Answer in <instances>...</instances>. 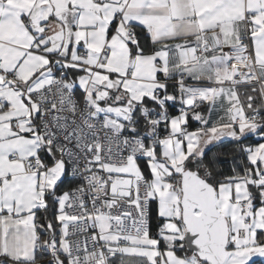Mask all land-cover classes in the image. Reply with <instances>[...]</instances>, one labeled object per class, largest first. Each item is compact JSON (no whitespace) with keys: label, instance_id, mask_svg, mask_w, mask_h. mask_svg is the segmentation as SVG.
Here are the masks:
<instances>
[{"label":"snow or ice","instance_id":"6c2138e0","mask_svg":"<svg viewBox=\"0 0 264 264\" xmlns=\"http://www.w3.org/2000/svg\"><path fill=\"white\" fill-rule=\"evenodd\" d=\"M264 261V0H0V264Z\"/></svg>","mask_w":264,"mask_h":264},{"label":"trees","instance_id":"16d2710c","mask_svg":"<svg viewBox=\"0 0 264 264\" xmlns=\"http://www.w3.org/2000/svg\"><path fill=\"white\" fill-rule=\"evenodd\" d=\"M257 264H264V263H262V262H260V261H257Z\"/></svg>","mask_w":264,"mask_h":264},{"label":"crops","instance_id":"0c3cea01","mask_svg":"<svg viewBox=\"0 0 264 264\" xmlns=\"http://www.w3.org/2000/svg\"><path fill=\"white\" fill-rule=\"evenodd\" d=\"M258 261H260V262L264 263V261H261V260H258Z\"/></svg>","mask_w":264,"mask_h":264}]
</instances>
